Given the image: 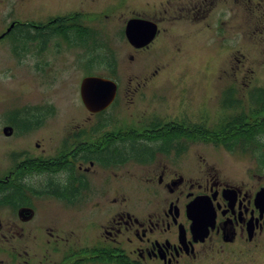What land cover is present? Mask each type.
Here are the masks:
<instances>
[{"label":"rangeland","instance_id":"374dc122","mask_svg":"<svg viewBox=\"0 0 264 264\" xmlns=\"http://www.w3.org/2000/svg\"><path fill=\"white\" fill-rule=\"evenodd\" d=\"M190 1L205 3V8L196 13ZM47 9L63 10L64 15L79 13L76 50L64 44L58 53L54 41L48 51L38 54L39 41L34 39L26 43L30 49L26 54L24 50L16 53L13 49L22 46L18 28L0 39V173L12 165L10 151L22 147L31 152L26 157L66 154L70 164V148L76 145L73 135L78 129L88 130L98 119L82 101L81 81L87 75H102L119 83V101L106 111L108 116L136 120L144 113H161L180 115L183 120L188 115L193 125L207 126L209 136L193 144H206V164L221 181L244 183L250 190L264 186V166L252 151L229 150L211 139L225 137L229 132L222 134L224 126L232 118L264 119L250 95L252 88L264 87V0H0V33L13 17L35 19L43 10L47 14ZM199 13L205 14L204 19H194L192 15ZM7 15L11 18L2 20ZM99 16L101 23L88 25ZM134 16L159 23L155 41L146 48H133L118 32ZM190 24L197 36L186 34ZM111 50L112 66L106 63ZM47 60L51 68H46ZM231 95L236 102L226 105L225 98ZM42 105V111L36 109ZM30 107L32 111H24ZM16 110L46 119L24 139L5 138L3 126ZM63 141L69 149H63ZM69 174L58 170L21 177L27 187H48L43 196L28 190L25 199L14 190L18 193L14 199H24L34 209L28 222L21 221L11 206L0 207V264H56L71 256L76 247L98 240L99 216L91 207H97L101 199L94 198L87 180L67 182ZM111 192H116L115 187ZM115 198L120 206L139 207L131 184ZM243 257L241 264H264V236L255 251Z\"/></svg>","mask_w":264,"mask_h":264},{"label":"flooded vegetation","instance_id":"af4514ba","mask_svg":"<svg viewBox=\"0 0 264 264\" xmlns=\"http://www.w3.org/2000/svg\"><path fill=\"white\" fill-rule=\"evenodd\" d=\"M190 2L191 9L196 13L205 8V3ZM47 11L46 14L43 10L35 19L13 17L1 31L0 39L3 40L18 28L22 46L13 49L16 53L24 50L26 54L30 50L26 43L34 39L39 41L38 54L48 51L54 41L58 53L64 44L76 50V24H81L79 13L75 10L64 15L61 12L63 10ZM192 16L194 19H204L205 14ZM4 18L7 20L11 15L4 16L2 20ZM134 18L155 23V38L160 31L159 23L134 16L129 17L118 31L133 48H146L155 38L144 47L134 46L128 38L127 25ZM98 19L102 20L100 16L94 17L88 25L101 23ZM188 28L186 34L197 36L193 24ZM58 36L60 39H56ZM112 51L107 57L110 60L106 61L110 66L115 64L113 56H110ZM74 61L77 63L76 56ZM44 64L46 68L52 67L48 60ZM37 67L42 70V66ZM115 82L116 96L110 106L96 113L89 110L98 119L88 130L78 129L73 135L76 145L70 148V164L66 162V154L56 158L26 157L31 152L22 147L21 151H10L12 165L0 173V182L11 186L12 190L19 183L25 184L21 181L23 175L58 170L69 171L67 182L75 183L83 178L92 184L94 198L101 199L97 207H91L97 210L99 216L98 240L76 247L71 256L56 264H76V261L83 259V264H241V257L252 254L264 236V214H261L256 204V196L264 186L250 190L244 183L221 181L214 168L206 164V144L194 145L197 139L209 136L207 126L193 125L188 122L191 120L188 115L183 120L180 115L170 117L161 113H144L136 120H127L119 114L115 119L108 116L106 111L119 101V83ZM36 109L42 111L43 105ZM45 119V115L37 117L22 113L16 118L12 115L10 123L3 126V135L5 138L24 139ZM6 127L11 128L9 133L5 131ZM86 133H89L88 139ZM211 133L215 134L213 131ZM64 144L67 143L63 141ZM63 149L69 148L66 145ZM22 157L24 159L20 160ZM85 163L89 164L86 169L82 167ZM78 170L81 172L79 176ZM113 182L115 186H112ZM130 184L134 186L135 196L140 201L137 209L129 204L120 206L115 201V196ZM47 187L36 189L29 186L25 193L19 195L25 199L28 190L33 188L35 195L43 196ZM114 187L116 192L112 193ZM126 195L128 198L131 196ZM11 197L12 203L3 206H11L21 221L28 222L22 219L19 210L29 205L13 203L24 199H14L13 195ZM197 200L200 202L190 205ZM197 207L205 208L209 212L207 216L199 212L205 209L198 211ZM211 210L214 214L213 225L209 224L212 222ZM112 212H115V216H112ZM86 259L90 262L87 263Z\"/></svg>","mask_w":264,"mask_h":264},{"label":"trees","instance_id":"16d2710c","mask_svg":"<svg viewBox=\"0 0 264 264\" xmlns=\"http://www.w3.org/2000/svg\"><path fill=\"white\" fill-rule=\"evenodd\" d=\"M22 42L25 43V41ZM232 91L233 90H231V93ZM250 95L252 100L257 103V111L264 113V87L252 88L250 90ZM225 101L226 105H232L234 102H236L233 95H231L230 97L226 96ZM49 106L51 108H54L52 105ZM32 108L33 107H30L28 110L24 109V111L29 113L30 111H32ZM21 113L22 112L20 110H17L12 115L14 116V118H16ZM243 116L239 118L235 117L227 121L226 127L224 126L225 130L222 132V134H227L229 132L225 137L216 135L217 137H215V139H211L216 143L222 142V144L225 145L229 150H234L237 148L244 152H248V150L252 151L253 155L258 158L260 165L264 166V119H255V121H249L244 119ZM31 122L32 121L30 120V123ZM212 131L216 132L214 130ZM27 188L29 187H27L25 184L19 183V185L14 187V189L12 190L11 186L6 185V183L3 184V182H0V206L12 203L11 196L20 193V191L25 193ZM14 190L18 193H14ZM32 191L36 192L33 188ZM13 203H22V201H14Z\"/></svg>","mask_w":264,"mask_h":264},{"label":"water","instance_id":"95a60500","mask_svg":"<svg viewBox=\"0 0 264 264\" xmlns=\"http://www.w3.org/2000/svg\"><path fill=\"white\" fill-rule=\"evenodd\" d=\"M127 35L131 42L136 47H144L150 44L157 32V26L155 23L134 18L129 20L127 25ZM117 91V83L110 79L99 75H88L85 76L81 82V97L84 105L93 113L100 112L110 106L113 102ZM8 130L11 128L6 127L5 131L9 133ZM202 199V198H201ZM200 202V200H199ZM198 200L192 202L190 205L193 206L199 203ZM257 207L260 208L261 214H264V188L256 196ZM205 208L197 207V210H203ZM212 211V210H211ZM200 213L206 215L209 213L206 209ZM19 214L23 220H30L34 216V209L31 207H22L19 210ZM212 222L209 224L213 225L214 214L213 211L210 213ZM1 217H0V229H1Z\"/></svg>","mask_w":264,"mask_h":264}]
</instances>
